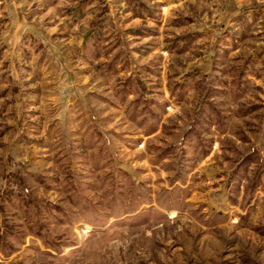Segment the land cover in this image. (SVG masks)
I'll list each match as a JSON object with an SVG mask.
<instances>
[{"label":"rangeland","instance_id":"obj_1","mask_svg":"<svg viewBox=\"0 0 264 264\" xmlns=\"http://www.w3.org/2000/svg\"><path fill=\"white\" fill-rule=\"evenodd\" d=\"M0 264H264V0H0Z\"/></svg>","mask_w":264,"mask_h":264},{"label":"crops","instance_id":"obj_2","mask_svg":"<svg viewBox=\"0 0 264 264\" xmlns=\"http://www.w3.org/2000/svg\"><path fill=\"white\" fill-rule=\"evenodd\" d=\"M16 5L18 6V9H17V18H18L19 24L20 25H22V24H30L31 22L23 14L22 6H21L22 4H16ZM223 28H224V26H222V30H223ZM72 85L73 84H69V85H67V87H70ZM67 89H70V88H67Z\"/></svg>","mask_w":264,"mask_h":264}]
</instances>
